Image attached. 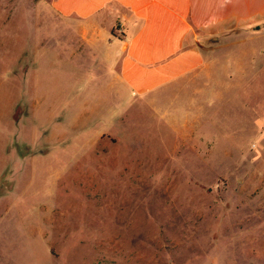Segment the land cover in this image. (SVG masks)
<instances>
[{
	"label": "rangeland",
	"instance_id": "obj_1",
	"mask_svg": "<svg viewBox=\"0 0 264 264\" xmlns=\"http://www.w3.org/2000/svg\"><path fill=\"white\" fill-rule=\"evenodd\" d=\"M49 1L0 0V264H264V20L199 31L196 88L97 104Z\"/></svg>",
	"mask_w": 264,
	"mask_h": 264
},
{
	"label": "crops",
	"instance_id": "obj_2",
	"mask_svg": "<svg viewBox=\"0 0 264 264\" xmlns=\"http://www.w3.org/2000/svg\"><path fill=\"white\" fill-rule=\"evenodd\" d=\"M49 4L62 20L76 22V37L84 46L82 71H93L87 79L100 90L97 104H118L129 90L154 99L193 86L187 78L206 67L197 43L199 31L212 33L228 23L264 20V0H50Z\"/></svg>",
	"mask_w": 264,
	"mask_h": 264
}]
</instances>
